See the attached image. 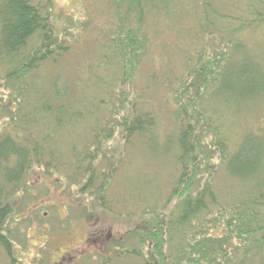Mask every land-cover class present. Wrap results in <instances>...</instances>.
<instances>
[{
  "label": "trees",
  "instance_id": "obj_1",
  "mask_svg": "<svg viewBox=\"0 0 264 264\" xmlns=\"http://www.w3.org/2000/svg\"><path fill=\"white\" fill-rule=\"evenodd\" d=\"M189 2L181 9L182 0H117L115 22L102 45V62L119 68L122 81H131L152 45L149 21L196 13V30L189 27L186 32L202 49L194 52L196 61L187 79L171 91L176 110L141 112L122 88L123 106L127 103L130 109L120 112V105L110 98V89L117 87L97 79L94 85L104 93L92 98L87 108L93 107L87 111L113 112L115 121L99 116L87 127V121L81 122L86 115L77 107L85 105L91 90L86 79L76 84V75L38 78L45 69L58 68L73 47L68 34L67 38L57 34L52 0H0V90L9 91L15 105L0 101V264H25L16 253L17 231L10 223L29 193L31 177L41 171L65 172L63 178L90 213L140 221L122 239H107L87 255L103 264H264V126L245 132L230 145L215 129L214 117L199 106L200 101H218L227 110L252 114V109L264 105V0H237L227 7L229 13L216 0ZM161 72L153 70L157 84L169 79L170 73ZM225 95L233 99L227 101ZM145 96L140 104L149 107L153 98ZM163 116L170 124L166 133L160 122ZM69 125L77 135L81 125L88 132L79 142L67 139L64 157L61 138ZM210 134L214 140L205 139L204 144L202 139ZM205 146L208 151L202 159ZM138 148L152 162L175 153L177 173L167 180L169 194L159 188L152 196H143L123 183L116 189L124 154ZM118 150L119 156H114ZM203 169L209 177H201ZM219 170L242 184L231 190L233 205L219 197L214 182ZM213 210L219 212L214 222L229 232L220 238L212 237L210 227L200 222ZM233 240L240 243L236 251L244 256L240 263L227 249Z\"/></svg>",
  "mask_w": 264,
  "mask_h": 264
},
{
  "label": "rangeland",
  "instance_id": "obj_2",
  "mask_svg": "<svg viewBox=\"0 0 264 264\" xmlns=\"http://www.w3.org/2000/svg\"><path fill=\"white\" fill-rule=\"evenodd\" d=\"M36 1L45 3L47 0ZM116 1L52 0L57 34L62 37H66L64 34H68V39L72 40L71 44L73 47L63 58L60 65L62 69L60 66L51 70L45 69L46 71L40 72L41 77L39 76L38 78L43 79V75L60 74L66 79L76 75V84L82 83L85 78V83L90 86L91 90L89 96L85 98V105L80 104L77 107L85 113V120L82 119L83 121L81 120V122L87 121V127L92 124V121L96 122L95 118L99 116L113 120L115 118L113 112L109 113L108 111L100 110L95 114H89L87 111V109L93 107L91 105L87 108L88 104L93 101L92 98L102 96L104 93L100 90L101 88H96L94 85V80L97 79L105 78L117 87V89H113V87L110 89L112 91L110 98L114 104L120 105V112L124 108L127 109V107L130 109V105L127 106V103H124L125 105L123 106L122 94H120L122 88L127 93V97L137 101L138 110L141 112L145 111L144 109L146 108L148 111H160L161 114L166 111H172V109L175 111L177 106L173 103L174 101L172 102L171 91L178 87V84L183 79H187L185 77L190 71L191 65L193 66L196 61L195 53L202 49L198 42L189 37L191 33L189 31L186 32L189 27H192L193 31L196 30L197 20H199V16L196 13L187 14L183 11L187 15L178 14L174 18L172 17L173 20H171L172 18L168 20L152 19L148 24L149 39L152 45L146 51L145 56L141 57L142 61L137 66L135 78L131 81H122V71L120 72L119 68L117 70L116 66L108 68L101 60L104 55L103 52H105H102V45L105 44V33L113 27L115 22L114 7ZM236 1L216 0L218 7L226 13H229L227 7ZM189 3V0H182L180 8L182 9ZM99 64L103 68L100 70L95 69L94 65ZM90 68L94 72L91 73ZM159 68L162 72L170 73V76L168 80L167 77L165 80L164 73V79H160L157 84L152 73L154 69ZM83 71L86 72L87 76L84 75ZM176 77L177 79L175 80ZM167 84L171 85L168 87ZM8 93L9 91H6V89L0 90V101L8 103V107L14 108L15 105L12 103L11 96ZM145 95L153 98L149 107H144V104L142 106L140 104L141 98L147 99ZM118 96H120V99ZM228 98L230 100L233 99L232 95L226 97L227 101ZM130 99L129 103H132ZM199 106H203V110H207L208 115L214 117L215 129H219L217 131L220 136L227 139L230 145H234L233 143L240 140L248 132H257L260 129L258 128L259 125L264 126V105H259V107L251 110L252 114L255 115L246 111L239 114L231 109L227 110L218 101H200ZM3 117L5 118V115ZM166 117H160L161 126H163L162 129H165V133L170 128V124L166 125L164 122L167 119ZM63 132L61 154L66 157L69 150L67 144L69 141L67 139L72 138L74 141L79 142V138L82 135H86L88 129L86 130L85 126L81 125L79 135H77L72 130L71 125H69V128ZM205 139L208 143L212 142L214 140L213 134L206 138L204 136L202 139L204 144ZM120 147L121 145L118 146L119 150ZM204 149L206 152H203L202 159H206L208 151L206 146ZM119 150L115 151L114 156H119ZM142 150L143 148L130 150L129 156L124 154L125 159H122L121 162L124 169L118 173L119 181L117 186L115 183L116 189L119 188V184L123 183L129 189L131 187L133 189L136 188L143 196H152L155 190L159 188L166 189L165 194H169L168 186L170 185H167V180L169 175L177 173V165L174 159L176 158L174 156L175 153L174 155L171 154L170 158L152 162ZM215 163L218 167L220 166L218 160H215ZM105 168L106 165L102 167L103 170ZM65 175L63 171L52 175L46 171H41L38 174L34 173L29 182V193L23 197L24 200H22L15 212V219H12L10 223V228L17 231L14 237L16 253L25 264H74L75 261L79 260L77 255H75L77 253L75 250L77 249L80 253L85 252L84 246L90 236L93 239L91 245H95L100 249L105 240L122 239L129 230H133L140 223L136 219L131 220L126 217L117 219V215H115L116 217L110 216L109 214L111 213L109 212H105V214L90 213L89 208L85 207L83 202L74 196L73 188L69 187V182L63 178ZM209 176L210 174L207 173L206 169H203L201 177L206 178ZM148 181H150V186H145ZM214 182L217 192L219 191L220 199L233 205L234 200L230 195L232 193L231 190L241 189L242 184L223 174V170L218 171ZM44 213H47L45 218L43 217ZM218 213L217 210H213L211 215L202 217L200 220V222L204 221L203 225L210 227L211 236L214 238H220L229 233L223 225L214 222L215 217H218ZM208 222L209 224H206ZM238 245L240 243L234 240L227 245L230 256L235 257L236 263H240V260L244 258L242 254L240 255L236 251ZM87 255L88 253L82 255L83 259L79 260L80 264H103L101 260H98L99 258H90Z\"/></svg>",
  "mask_w": 264,
  "mask_h": 264
},
{
  "label": "flooded vegetation",
  "instance_id": "obj_3",
  "mask_svg": "<svg viewBox=\"0 0 264 264\" xmlns=\"http://www.w3.org/2000/svg\"><path fill=\"white\" fill-rule=\"evenodd\" d=\"M92 236H90V238L87 240V242H86V244H85V246H84V248H85V252H83V253H80V251H78L77 249L75 250V251H77V253L75 254V255H77V258H81L82 257V255H86L87 253H88V255L89 254H91V253H93L94 251H97L99 248L97 247V246H95V245H91V243H92ZM103 246H104V244H103ZM101 247V246H100ZM98 248V249H97ZM74 254V253H73Z\"/></svg>",
  "mask_w": 264,
  "mask_h": 264
}]
</instances>
